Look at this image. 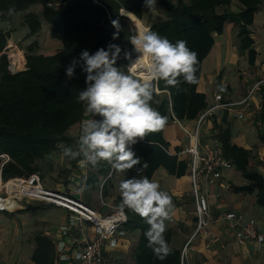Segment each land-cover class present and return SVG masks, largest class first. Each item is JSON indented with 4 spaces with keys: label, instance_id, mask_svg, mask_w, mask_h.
<instances>
[{
    "label": "trees",
    "instance_id": "1",
    "mask_svg": "<svg viewBox=\"0 0 264 264\" xmlns=\"http://www.w3.org/2000/svg\"><path fill=\"white\" fill-rule=\"evenodd\" d=\"M160 1L165 6L166 17L147 26L143 20L148 8L145 0H0V18L6 22L13 18L8 15L10 7H14L16 14H19L34 5H45L41 15L31 11L25 13L28 35L39 33L42 20L45 19L52 38L61 43L60 50L53 55L37 53L33 45H29L21 59L22 70L12 74L5 52L11 33L0 27L1 179L28 177L38 173L43 183L49 186L45 178L57 169V178L62 177L63 180L55 179L56 183H69V177L79 165L81 157H67L63 154V148H76L78 138L68 135V131L81 123L85 116V104L78 100L79 92L87 86L86 73L82 70L84 61L80 60L84 50L94 54L100 48L109 50L111 44L119 45L121 52L115 66L127 71L140 55L128 39L138 30L150 29L173 43L185 40L187 46L198 54L197 82L189 84L179 77L180 83L176 87L167 86L163 81L158 83L152 106L167 117L166 124L175 118L187 121L198 118L208 108L206 96L198 92L197 85L201 78L202 62L214 45V35L223 33L225 23L233 21L240 25L241 50L247 51L249 63L254 64L257 56L252 48L248 26L252 24L261 0H239L240 9L236 12L230 10L232 0ZM121 9L131 12V18L121 15ZM117 19L121 25L119 30L112 25V21ZM73 59L80 62L75 75L69 79L66 68ZM150 63L151 58L145 56L133 65L138 78H148L146 66ZM96 119L102 117L96 116ZM163 128L141 140L138 138L130 146L139 160L133 167L142 169L144 176L149 179L158 168L164 167L169 174L181 176L188 167L185 161L169 155L163 148L166 145ZM219 143L225 159L241 171L249 182L239 189L256 192L257 202L264 207V176L250 166L251 150L233 145L228 129H220ZM60 153L64 157L62 163L54 159ZM90 165L92 169L85 186L89 192L98 190L104 177L113 168L111 163L104 160ZM107 181L101 190L103 196L108 192ZM84 202L92 207L91 199L86 198ZM120 204L121 197L116 200V206ZM123 209L127 216V222L124 223L126 228L140 230L135 264H182L181 252L173 249L165 259H158L145 236L148 224L131 209ZM164 235L169 242L171 235L167 229ZM41 256L37 248L34 255L36 264H53L50 260L40 263Z\"/></svg>",
    "mask_w": 264,
    "mask_h": 264
},
{
    "label": "crops",
    "instance_id": "2",
    "mask_svg": "<svg viewBox=\"0 0 264 264\" xmlns=\"http://www.w3.org/2000/svg\"><path fill=\"white\" fill-rule=\"evenodd\" d=\"M260 4L252 24L248 26L252 48L257 56L253 65L249 63L247 51L241 50V28L238 23L227 22L223 33L214 35V45L202 62L201 78L197 85L198 92L206 96L208 108L215 104L214 97L218 92L224 98L238 101L247 95L254 83L264 77V9L260 8ZM239 9V0H232L230 10L236 12ZM240 110L239 107L232 113L226 109L215 110L200 125L199 146L201 151L221 148L220 129H228L231 143L251 150L250 166L264 176V88L250 98L245 110L242 108L243 118L236 115ZM197 126L198 118L189 121L175 118L164 126L162 133L166 145L162 147L169 155L185 161L188 167L181 176L169 174L164 167L158 168L151 176L162 190L172 196L174 211L172 219L166 222L171 235L168 244L171 249L181 252L182 264H264V243L259 245L252 240L240 244L235 233L219 218L225 212L237 213L243 219L253 217L264 235V207L257 202L256 192L239 189L249 182L233 165L222 170V177L217 182H201L199 190L207 196L215 222L208 227V234H193L197 219L192 175L190 162L181 151L188 147L189 135ZM72 130L75 131L73 136L79 138L80 125H74ZM79 161L67 185L54 183L49 186L66 191L83 201L91 199L92 207L102 214L117 207L116 200L121 197L119 184L122 180L144 176V171L137 167L126 172L117 171L113 167L102 180L100 188L89 192L85 186L92 168L90 164L81 167ZM106 181L108 192L103 196L101 190ZM32 202L19 201L15 208L0 211V264H36L34 255L37 248L42 253L40 263L50 260L53 264H81L76 260L77 251L84 239L91 240L94 237L95 225L74 220L66 209ZM63 226L66 227L65 232ZM116 236L117 244H107L103 249L105 264H135L134 255L140 230H128L123 224Z\"/></svg>",
    "mask_w": 264,
    "mask_h": 264
},
{
    "label": "clouds",
    "instance_id": "3",
    "mask_svg": "<svg viewBox=\"0 0 264 264\" xmlns=\"http://www.w3.org/2000/svg\"><path fill=\"white\" fill-rule=\"evenodd\" d=\"M156 2L145 0L151 11L155 10ZM15 14L16 9L10 7L8 15ZM120 14L129 18L132 15L126 9H121ZM112 25L118 30L121 27L118 19L113 20ZM128 39L140 54L135 63L145 56L151 58V63L146 66L147 79L136 76L133 71L135 63L127 71L115 66L121 52L119 45L111 44L109 50L100 48L94 54L88 50L81 53L87 86L79 92L78 100L85 104V116L91 114L92 118L81 121L76 148H63L67 157H83L79 161L81 167L89 163L96 165L104 160L117 171L131 169L139 160L130 146L138 138L162 129L167 121V117L152 106L158 83L163 81L167 86L176 87L180 83L179 77L189 84L197 82L198 54L187 46L185 40L173 43L147 28L138 30ZM80 60L73 59L67 66L69 79L75 75ZM94 116L102 119H94ZM119 193L120 207L131 209L145 220L149 226L145 233L148 246L158 259H165L172 252L164 235L166 222L172 219L174 211L172 196L162 190L156 180L147 176L122 180Z\"/></svg>",
    "mask_w": 264,
    "mask_h": 264
},
{
    "label": "built area",
    "instance_id": "4",
    "mask_svg": "<svg viewBox=\"0 0 264 264\" xmlns=\"http://www.w3.org/2000/svg\"><path fill=\"white\" fill-rule=\"evenodd\" d=\"M21 59L22 57L20 56L19 59L17 54L16 57L13 54L9 55V70L12 74L21 71ZM261 88H264V77L254 83L248 90L247 95L238 101L224 98L223 94L218 92L214 97L215 104L198 115V126L189 135L190 143L188 147L181 151V154L185 155L190 162L197 219L194 235L208 234V227L215 222L210 213L208 198L199 190L201 182L205 181L213 184L221 179V173L224 168L231 167L229 160H226L223 156L221 148L213 147L201 151L199 146L201 140L200 125L218 109H226L232 113L236 107H239L241 110L236 115L239 118H243L242 108L245 110L250 103V98L257 91H260ZM91 118V114L87 117L84 116V119ZM93 118L96 119V116ZM79 125L81 128V123ZM6 158L8 159V157ZM0 200H11L15 204L19 201L48 203L68 210L73 215L74 220L94 224L96 227L94 237L91 240L84 239L80 249L77 251L76 260L81 264H105L104 247L107 244L112 246L117 244L116 235L117 233L119 234L120 227L127 222L126 213L120 206L113 207L111 212L102 214L88 207L82 199L73 197L66 191L45 185L38 173H32L28 177L0 178ZM3 209L7 210L8 207L6 205L0 206V211H3ZM219 218L223 219L228 228L235 233L240 244L252 240L259 245L264 243V235L259 231L258 222L255 218L243 219L234 212H225ZM62 230L65 232L66 227L63 226Z\"/></svg>",
    "mask_w": 264,
    "mask_h": 264
},
{
    "label": "rangeland",
    "instance_id": "5",
    "mask_svg": "<svg viewBox=\"0 0 264 264\" xmlns=\"http://www.w3.org/2000/svg\"><path fill=\"white\" fill-rule=\"evenodd\" d=\"M172 1L175 2V0ZM44 8L45 5L43 4L34 5L28 11L14 15L10 22L2 21L0 18V27L11 33V38L8 42L7 47L5 48L7 58L12 54L16 57L17 54L20 59V56L22 57L24 55V52L28 50L27 47L29 45H33L32 47H34L33 49H35V52L40 54L43 53L45 55H53L60 50L61 43L57 39L54 40L52 38L51 34L49 33V24L45 19L42 20V28L39 33L31 36L28 35L29 29L24 20L25 13L31 11L41 15ZM260 8L262 10L264 9V0L261 1ZM146 9L147 10L144 12L145 17L143 20L144 24H146L147 26H149L151 23L157 22L158 19H164L166 17L165 6L160 0H157L156 8L154 11H151L149 8ZM20 68V70H22V65L20 66ZM68 135L73 137V135H75V131L72 129L69 130ZM63 158L64 157L61 153L54 157V159H56L58 163H62ZM57 176V169H55L53 172L47 174L45 181L48 183V185L52 186L57 181L55 179H58L59 181L63 180L62 177L57 178ZM14 205L15 203L11 201V204L9 206L10 208L8 206L7 207L9 209H13Z\"/></svg>",
    "mask_w": 264,
    "mask_h": 264
},
{
    "label": "bare ground",
    "instance_id": "6",
    "mask_svg": "<svg viewBox=\"0 0 264 264\" xmlns=\"http://www.w3.org/2000/svg\"><path fill=\"white\" fill-rule=\"evenodd\" d=\"M10 204H11V201L10 200H8V201H6V200H0V206H2V205H6V206H10Z\"/></svg>",
    "mask_w": 264,
    "mask_h": 264
}]
</instances>
